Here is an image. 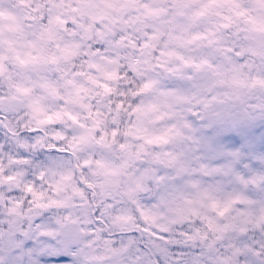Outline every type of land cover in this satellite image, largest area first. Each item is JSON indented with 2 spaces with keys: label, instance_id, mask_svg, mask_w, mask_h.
<instances>
[{
  "label": "snow or ice",
  "instance_id": "6c2138e0",
  "mask_svg": "<svg viewBox=\"0 0 264 264\" xmlns=\"http://www.w3.org/2000/svg\"><path fill=\"white\" fill-rule=\"evenodd\" d=\"M225 2L241 20L207 37L210 63L221 71L243 66L255 87L240 100L188 106L183 141L164 146L167 162L136 160L131 176L108 195L89 186L93 178L88 166L72 168L79 152L75 129L59 122L21 127L23 107L0 102V157H11L16 162L12 170L22 174L18 185L0 183V264H264V150H259L264 146V34L248 23V17L264 18V0ZM73 27L66 23V28ZM86 46L104 52L107 42L93 35ZM127 75L136 83L148 82L131 69ZM195 83L189 68L183 80L167 77L159 87L178 92ZM226 92L216 88L208 96L222 98ZM140 98L132 95L126 108L123 101L120 107L131 113ZM112 128L115 133L116 125ZM69 171L82 195L73 196L70 205L50 203L44 196L37 199V189L60 199L52 179L58 181ZM193 182L239 194L235 209L241 221L211 245L209 236L193 238L204 228L203 221L182 215ZM14 205L19 215L12 211ZM125 215L132 222L121 230L119 220Z\"/></svg>",
  "mask_w": 264,
  "mask_h": 264
},
{
  "label": "rangeland",
  "instance_id": "374dc122",
  "mask_svg": "<svg viewBox=\"0 0 264 264\" xmlns=\"http://www.w3.org/2000/svg\"><path fill=\"white\" fill-rule=\"evenodd\" d=\"M240 20L225 0L207 4L189 0H0V91L4 93L0 102L23 107L21 127L59 122L75 129L81 153L92 157L89 163L78 164L88 166L93 178L89 186L108 195L131 176L136 160L167 162L164 146L176 147L183 141V115L188 106L240 100L255 87L256 81L243 66L221 71L210 63L207 37ZM68 22L74 27L66 28ZM248 23L264 34V18L248 17ZM93 35L106 40L104 52L86 46ZM189 68L196 78L194 86L178 92L160 89V81L167 77L183 80ZM127 69L146 77L147 84L134 82ZM84 86L81 94L78 90ZM216 88L227 92L222 98H209ZM135 94L141 98L129 113L125 108ZM121 101L125 108L120 107ZM112 125H116L115 133ZM93 153L100 156L99 162ZM14 163L7 154L0 157V183L19 184L22 174L12 170ZM5 170L8 176L3 175ZM52 183L57 184L53 187L58 202L40 192L50 203L70 205L73 197L67 192L82 195L70 171ZM190 187L189 206L181 210L183 218L199 217L204 228L193 238L209 236L211 245L241 221L235 209L239 194L218 186L203 188L198 182ZM14 208L19 215L18 207ZM119 222L121 230H126L123 226L131 224L132 217L125 215Z\"/></svg>",
  "mask_w": 264,
  "mask_h": 264
},
{
  "label": "trees",
  "instance_id": "16d2710c",
  "mask_svg": "<svg viewBox=\"0 0 264 264\" xmlns=\"http://www.w3.org/2000/svg\"><path fill=\"white\" fill-rule=\"evenodd\" d=\"M259 25H262V24H259ZM42 82L40 81V84H41ZM87 89H89L90 90V88H87ZM84 90H85V86H84V88H82V89H80L79 88V92L81 93V94H84ZM60 105L62 106V104L60 103ZM91 109H92V112H96L97 111V109H95V110H93V107H91ZM78 116H79V114H78ZM82 119H86L85 117H83ZM81 119V120H82ZM72 140V139H71ZM74 143V141L72 140V143L71 144H73ZM81 148H82V145H81ZM71 150V149H70ZM85 151H87V149L85 150ZM100 156L99 155H95V162L96 161H98V158H99ZM91 156H90V153L88 154V155H86V154H82L81 153V149H79V152H78V154H77V156H76V158H75V163H76V165H78V163L79 162H82V161H87L88 163L90 162V160H91ZM99 162V161H98ZM97 162V163H98ZM73 165H74V163L72 162V168H73ZM53 186L54 187H56L57 188V184H53ZM54 187H53V192H54ZM44 195L45 194H48V192H47V190H45L44 192H42ZM55 193V192H54ZM38 194H39V196H38V199L41 197V196H43V195H41V193H40V191H38ZM56 194V193H55ZM71 194L72 193H69V192H67V196H71ZM54 200H52V202H53ZM55 201H59V199L58 200H55Z\"/></svg>",
  "mask_w": 264,
  "mask_h": 264
},
{
  "label": "water",
  "instance_id": "95a60500",
  "mask_svg": "<svg viewBox=\"0 0 264 264\" xmlns=\"http://www.w3.org/2000/svg\"><path fill=\"white\" fill-rule=\"evenodd\" d=\"M200 77H198V79H199ZM183 79H184V77H183ZM73 163H74V168L77 170V171H79L78 170V168H77V165L75 164V159L73 160Z\"/></svg>",
  "mask_w": 264,
  "mask_h": 264
},
{
  "label": "flooded vegetation",
  "instance_id": "af4514ba",
  "mask_svg": "<svg viewBox=\"0 0 264 264\" xmlns=\"http://www.w3.org/2000/svg\"><path fill=\"white\" fill-rule=\"evenodd\" d=\"M200 80H201V79H200ZM74 195H75V194H74ZM74 195H73V193H72L70 197H73ZM12 211H13V212L15 211V208H14V206H13V209H12Z\"/></svg>",
  "mask_w": 264,
  "mask_h": 264
}]
</instances>
